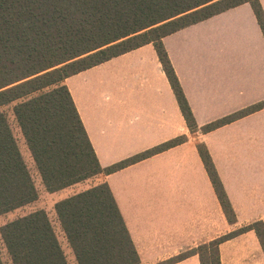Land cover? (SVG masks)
I'll use <instances>...</instances> for the list:
<instances>
[{
    "label": "crops",
    "instance_id": "crops-1",
    "mask_svg": "<svg viewBox=\"0 0 264 264\" xmlns=\"http://www.w3.org/2000/svg\"><path fill=\"white\" fill-rule=\"evenodd\" d=\"M163 43L197 132L189 128L153 44L73 75L66 85L103 168L186 138L100 178L115 197L142 264H200L193 251L224 236L227 220L200 143L236 215V223H227L264 221V106L203 131L264 103V33L245 3Z\"/></svg>",
    "mask_w": 264,
    "mask_h": 264
},
{
    "label": "trees",
    "instance_id": "trees-1",
    "mask_svg": "<svg viewBox=\"0 0 264 264\" xmlns=\"http://www.w3.org/2000/svg\"><path fill=\"white\" fill-rule=\"evenodd\" d=\"M250 3L264 33L260 0H0V216L40 197L8 116L14 115L48 193L109 175L183 143L167 144L103 168L66 79L153 44L192 132L199 127L163 39ZM264 106L203 128L209 132ZM230 224L236 215L205 144L198 145ZM56 215L76 264H142L107 182L59 201ZM255 231L264 250V221L237 229L193 251L200 264H223L221 245ZM10 264H70L52 221L37 210L4 225ZM186 257L182 255L178 259ZM0 264H6L0 253Z\"/></svg>",
    "mask_w": 264,
    "mask_h": 264
},
{
    "label": "rangeland",
    "instance_id": "rangeland-1",
    "mask_svg": "<svg viewBox=\"0 0 264 264\" xmlns=\"http://www.w3.org/2000/svg\"><path fill=\"white\" fill-rule=\"evenodd\" d=\"M14 106L4 107L1 111L5 112L8 116L9 122L13 129L14 135L17 138L18 144L22 155L31 171V174L34 178L36 186L39 190L40 197L37 202L18 209L14 212L8 213L6 215L0 216V253L6 264H10V258L8 256L6 247L3 243L1 236V229L7 223L14 221L18 218L24 217L30 213H33L37 210H45L53 223V226L56 230V233L60 239V242L64 248V251L68 257L70 264H76L75 256L69 247L65 234L61 228L59 220L56 215L55 205L68 197L79 194L87 189H90L100 183H102V178H94L72 187H69L65 190H62L57 193H48L45 190V187L42 184V180L38 173V170L35 166L34 160L31 156V153L26 144L25 138L22 134V131L18 125V122L14 115ZM246 227V225H241L233 227L225 222V229L222 235L229 234L235 231L238 228ZM220 230V226H219ZM221 259L223 264H264V250L261 245V242L255 231H249L241 235L236 236L232 240L221 245ZM195 264V263H194Z\"/></svg>",
    "mask_w": 264,
    "mask_h": 264
}]
</instances>
